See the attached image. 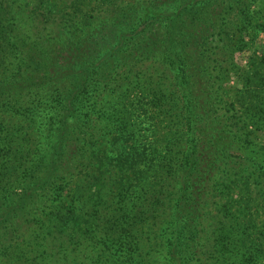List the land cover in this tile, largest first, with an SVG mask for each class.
<instances>
[{"label": "trees", "instance_id": "obj_1", "mask_svg": "<svg viewBox=\"0 0 264 264\" xmlns=\"http://www.w3.org/2000/svg\"><path fill=\"white\" fill-rule=\"evenodd\" d=\"M254 2L0 0V264H264Z\"/></svg>", "mask_w": 264, "mask_h": 264}, {"label": "rangeland", "instance_id": "obj_2", "mask_svg": "<svg viewBox=\"0 0 264 264\" xmlns=\"http://www.w3.org/2000/svg\"><path fill=\"white\" fill-rule=\"evenodd\" d=\"M252 8L254 10H257V14L254 17V22L257 24L264 23V0H255L254 4L252 5ZM262 8V12H260ZM238 22V21H237ZM253 40L250 42L249 47L246 48V50H238L236 51L235 55L233 56V59L235 58V62L238 66L241 67V69H245L247 65L251 64L254 59H256V62H259L261 60L262 50L264 48V33H259L258 35H254ZM263 47V48H262ZM239 70V73H232L231 77H229L228 83L225 85V94L226 98L229 100H232V98L238 96V91L242 90L243 85L245 86L247 82H249V79L245 77L247 75V71ZM243 78H246L244 80ZM244 82H246L244 84ZM264 84V77H261L259 79V84ZM257 86L258 84H253ZM243 94V92H242ZM241 94V95H242ZM258 97L257 94H250L249 96L244 93V97H239L236 100V106L239 108L241 103H248V102H257ZM240 102V103H238ZM259 137V141L264 144V132L259 131L257 133ZM75 188V187H74ZM75 189L69 192L73 193ZM71 200V199H70Z\"/></svg>", "mask_w": 264, "mask_h": 264}]
</instances>
